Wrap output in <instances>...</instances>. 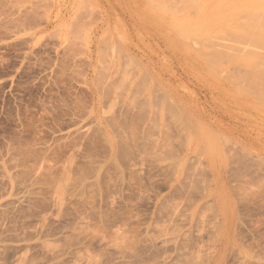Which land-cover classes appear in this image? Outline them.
<instances>
[{
    "label": "rangeland",
    "instance_id": "1",
    "mask_svg": "<svg viewBox=\"0 0 264 264\" xmlns=\"http://www.w3.org/2000/svg\"><path fill=\"white\" fill-rule=\"evenodd\" d=\"M137 1L0 0V264H264V0Z\"/></svg>",
    "mask_w": 264,
    "mask_h": 264
},
{
    "label": "bare ground",
    "instance_id": "2",
    "mask_svg": "<svg viewBox=\"0 0 264 264\" xmlns=\"http://www.w3.org/2000/svg\"><path fill=\"white\" fill-rule=\"evenodd\" d=\"M161 1H162V3H160L162 4L161 8L159 7L154 8V10L151 11V14L154 16L156 20L159 19L160 21L163 20L164 22H166L165 28L167 27L168 31L172 33L171 34L172 38L175 40L177 47L179 49L181 48L180 50L183 52V54L185 55L191 54L193 56H197L196 53L197 51L194 44H196L197 42L195 41H197L200 38L199 37L200 22L197 18H192L188 16L185 12L181 11L175 6L176 4L194 5L195 3H197V0H161ZM155 9H160V10L162 9V11L157 10L156 12ZM149 11L150 10H148V13ZM193 41L194 44H192ZM194 48L196 52L192 50Z\"/></svg>",
    "mask_w": 264,
    "mask_h": 264
}]
</instances>
